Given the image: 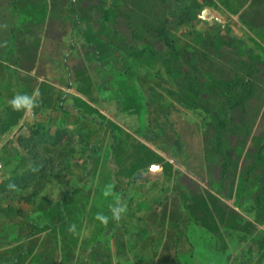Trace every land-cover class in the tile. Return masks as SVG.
<instances>
[{"label": "rangeland", "instance_id": "rangeland-1", "mask_svg": "<svg viewBox=\"0 0 264 264\" xmlns=\"http://www.w3.org/2000/svg\"><path fill=\"white\" fill-rule=\"evenodd\" d=\"M52 2L110 36L0 139V264H264V0Z\"/></svg>", "mask_w": 264, "mask_h": 264}, {"label": "crops", "instance_id": "crops-1", "mask_svg": "<svg viewBox=\"0 0 264 264\" xmlns=\"http://www.w3.org/2000/svg\"><path fill=\"white\" fill-rule=\"evenodd\" d=\"M78 3L84 14L91 12L92 0H75L74 6ZM227 5L243 17L252 7L248 0H228ZM213 10L211 22L217 24L219 12ZM61 13V4L54 7L52 0H0V139H17V130L29 125L34 114L55 112L62 93L75 98L80 91L67 82L78 73L89 75L94 37L100 42L110 36L108 24L94 36L97 24H61ZM242 19L237 15L232 23L241 24ZM37 93L39 106L31 111H14L8 104L17 94ZM211 251L218 257L228 253L219 246Z\"/></svg>", "mask_w": 264, "mask_h": 264}, {"label": "clouds", "instance_id": "clouds-1", "mask_svg": "<svg viewBox=\"0 0 264 264\" xmlns=\"http://www.w3.org/2000/svg\"><path fill=\"white\" fill-rule=\"evenodd\" d=\"M38 100V93L34 96L28 94H17L8 100V104L14 111H31L32 109L39 106ZM153 170H155V166H153ZM113 188V185H106L103 191V196L106 198L109 196L114 197L115 206H110V210L112 212V219L118 222L121 219L122 214L126 211V205L121 203L119 197L114 193ZM95 218L99 220L104 226H107L109 222V217L103 213H97ZM69 231L74 233L75 225H71L69 227Z\"/></svg>", "mask_w": 264, "mask_h": 264}]
</instances>
